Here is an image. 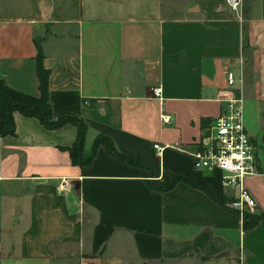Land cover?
Here are the masks:
<instances>
[{
  "label": "crops",
  "instance_id": "0c3cea01",
  "mask_svg": "<svg viewBox=\"0 0 264 264\" xmlns=\"http://www.w3.org/2000/svg\"><path fill=\"white\" fill-rule=\"evenodd\" d=\"M36 43L52 118L85 124L81 155L103 135L142 166L102 143L73 164L74 125L47 129L13 112V134L0 136V264H264L262 222L243 227L181 181L151 187L179 174L214 198L237 196L225 173L191 159L233 93L264 160V0L236 10L226 0H0V82L33 96ZM241 185L264 213V176Z\"/></svg>",
  "mask_w": 264,
  "mask_h": 264
},
{
  "label": "built area",
  "instance_id": "2783aa9c",
  "mask_svg": "<svg viewBox=\"0 0 264 264\" xmlns=\"http://www.w3.org/2000/svg\"><path fill=\"white\" fill-rule=\"evenodd\" d=\"M240 0H226L232 10H236ZM240 77L233 72H225L227 87L235 88L240 83ZM152 94L159 97L160 88L153 87ZM224 107L206 127L194 142L191 152L194 169L220 170L225 173L222 185L234 184L238 188L237 196L228 205L240 217L243 211H253L255 202L242 187L241 179L246 175L264 176V160L261 159L259 147L246 131L243 119L244 101L240 94L224 97ZM160 120L167 123L169 117L161 114ZM157 148V145H153ZM63 189L62 185H58Z\"/></svg>",
  "mask_w": 264,
  "mask_h": 264
},
{
  "label": "trees",
  "instance_id": "16d2710c",
  "mask_svg": "<svg viewBox=\"0 0 264 264\" xmlns=\"http://www.w3.org/2000/svg\"><path fill=\"white\" fill-rule=\"evenodd\" d=\"M37 53L35 56V73L37 77V88L38 95H29L14 89H11L0 82V136L6 134H13L14 124H13V112H18L23 116L35 117L40 124H42L47 129H53L59 127L65 123H70L76 127V137L71 146L66 147L69 155V159L73 164H84L87 163L94 152L95 146L102 143L107 151L115 156L116 158L128 162L130 164L140 165L142 164L133 160L121 153H119L113 146L111 140L103 135H98L93 140L91 150L88 156L83 157L81 155V146L83 143V137L85 132V124L83 121L75 116H62L57 119H53L51 116L50 103L47 93V75L48 72L41 66L40 62V51L38 48V43H36ZM181 181L189 186L197 187L202 190L209 197L213 198L219 205L225 207L229 211L237 214V212L229 207L228 203L232 200L225 202L222 198H214L210 189L205 185H197L193 180L185 175L170 174L167 177L162 178L157 185H151L159 191L167 190L175 182ZM242 225L245 228L251 227L257 222H262L264 224V213H253L248 211H243L241 216Z\"/></svg>",
  "mask_w": 264,
  "mask_h": 264
}]
</instances>
